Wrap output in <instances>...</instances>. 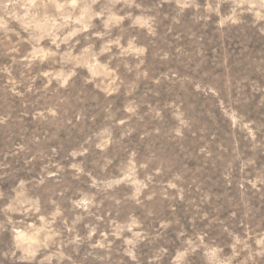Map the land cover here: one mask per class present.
Segmentation results:
<instances>
[{"label": "rangeland", "instance_id": "1", "mask_svg": "<svg viewBox=\"0 0 264 264\" xmlns=\"http://www.w3.org/2000/svg\"><path fill=\"white\" fill-rule=\"evenodd\" d=\"M0 264H264V0H0Z\"/></svg>", "mask_w": 264, "mask_h": 264}]
</instances>
